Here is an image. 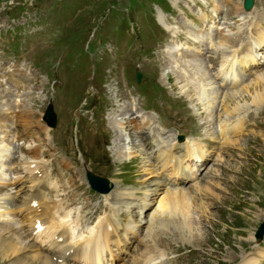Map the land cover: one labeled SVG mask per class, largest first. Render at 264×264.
Segmentation results:
<instances>
[{
	"label": "rangeland",
	"instance_id": "obj_1",
	"mask_svg": "<svg viewBox=\"0 0 264 264\" xmlns=\"http://www.w3.org/2000/svg\"><path fill=\"white\" fill-rule=\"evenodd\" d=\"M87 1L88 0H75V2H79V6L76 12L77 14H80V11L88 6ZM3 6H5V0H0V7ZM89 11L90 10L83 12L84 19H88L90 15ZM25 16L28 22H31L34 18H36L33 12H28ZM0 17V20L2 21V34L0 37V44L4 45L3 50H5V46H8L18 53L17 57H25L28 62L33 64L34 67H39L36 68L37 71H39V74L36 75V79H31L29 81V84H32L35 87V89H33V91L35 92L32 94V100L34 102L35 109L42 107V98L39 99V96L42 95L40 94L41 89L43 90V92L48 91L54 95L55 104L59 103L62 100V95L66 88L64 85H61V78H63L64 80L68 78H78L83 82L87 92L93 95L94 100L100 104H105L107 103V101H110L112 99L114 92L109 91L108 88L105 87V81L103 78L98 79L95 75H93V78L88 83V81L85 82V80H83V77L90 78L91 74L89 72L83 73L81 71H78L80 74L79 76H77V71H68L66 74L62 75H56L54 69H52L51 72L47 71L38 59V57L40 56L38 48V37H42V35L40 33H23L20 30L19 35L11 36L10 34V36L6 35L5 37V34H8L10 32L12 23L10 19H7V17ZM18 20L22 21V18L19 17ZM18 20H16L18 23H15L14 25L19 24ZM58 21H60V19ZM75 24L76 23L72 24L71 22H65L64 26L67 28L66 33H74L76 29V26H74ZM6 27L8 28V31H6V33L4 34L3 29ZM52 30L59 31V34L62 35L63 28L61 25L59 28L51 26L50 34H52ZM107 30L108 27L103 28L104 32H107ZM100 37L102 39H105V41H108L106 37L102 35H100ZM84 40L82 42V45L85 44ZM155 42L156 40L149 35L145 38L140 48L145 49L147 47L154 46ZM50 46L53 47V40L51 37ZM60 47L61 48L58 51L60 54L58 68L64 69L70 65V61L67 56V45L61 44ZM92 52L93 46H91L88 50V53L91 54ZM41 56L43 60L46 59L45 54L42 53ZM38 62L39 64H36ZM125 63L128 68V73L132 70L135 63H138L140 65V68L146 73H150L155 67H158L160 72L159 80L163 82L164 63L159 56V52L155 55L154 58L151 59H149V56L147 54L134 53L131 55L130 59H126ZM103 65L107 64L103 63L102 67ZM170 69L171 68H168L167 70ZM98 71L99 70H97V72ZM44 73H47L48 75L49 73H52L51 79L54 78L56 80V82L52 86V90L50 89V83L45 82L44 84H40V81H42L43 79L42 76ZM166 76L171 77V80L166 83V86H168L170 82L172 83L171 91H168L169 93H171L169 98L173 101L172 105L164 104L163 106H159L158 104H160V97L149 98L145 95H139L138 105L149 111H154V116L168 132H173L174 134L190 133L189 135H193L196 124L188 123L189 118L192 115L185 105V99L180 96V93H178L181 92L186 97H189V90L187 87L183 86L181 82L176 80L177 75L175 72H173V74H167ZM128 78L129 76L126 75L127 83L131 82V80H129ZM122 92L123 95H126L128 91L126 89H122ZM174 112H178L179 115L185 116L186 118L177 120L172 115ZM63 120L64 119L60 121V124L66 125V122L62 123ZM192 123H194L193 119ZM59 130H61V127L59 128ZM70 130L71 135L64 137L68 145H74L75 139L79 140V137L84 142V144L90 143L91 140L94 139L98 149L101 152L108 153L103 145L108 142L110 132H99L93 135L92 131L82 130L80 128V135L77 134V136L74 137L72 128H70ZM230 147L232 148L230 154H223L222 162L219 163L223 165V170L220 172L222 182H219L217 183V185H215L216 181L214 180V176L217 172H219V170L215 168L208 171L206 173V176L204 177V179H211L209 186L212 191L211 196L213 199L211 200V204L209 205V213L211 214L210 218L212 220H223L224 223L229 225V227H220V225H216L217 223L212 224L211 226L208 224V241L211 245H213L212 248H214V251H212L210 257L207 256L205 258L204 264H226L227 262H225L223 259L227 255L232 256L233 254V248L229 246L230 241L234 239L241 242L243 241V239H247L244 237L245 235L243 233L235 230L236 227H240L244 233H249V229H252L257 220L262 217L260 211L261 207H264V121L263 123H261V128H252L250 131L245 130L241 134H239L234 144H232ZM150 151L152 152V148L148 150V152ZM105 170L108 171L109 167L105 168ZM113 171L114 168L112 167L109 172H106L104 174L108 176L112 174ZM75 173V185L77 186V192H74L75 195L73 203L69 207L73 212L72 214L77 213V215L79 216H85L86 218H88V220H93L94 217L96 215H99L104 208L102 204L103 197L100 194L89 192L86 186L83 187L81 185V169H78ZM130 179L131 182L137 181L134 175L131 176ZM67 191H73V184L70 185ZM92 197H96V199ZM206 201H208V199H206ZM90 210L93 211V213L89 217V214L87 212ZM211 222L213 221H210L209 223ZM230 249L231 252L227 254ZM191 258L193 260V256ZM200 264H203L202 261L200 262Z\"/></svg>",
	"mask_w": 264,
	"mask_h": 264
},
{
	"label": "bare ground",
	"instance_id": "obj_2",
	"mask_svg": "<svg viewBox=\"0 0 264 264\" xmlns=\"http://www.w3.org/2000/svg\"><path fill=\"white\" fill-rule=\"evenodd\" d=\"M238 9V8H237ZM248 13H243L240 11L237 12V18L244 21V16H246ZM262 21V20H261ZM247 28L253 29V36H256L259 32L262 33V29L260 31L256 28H259L258 23L249 24L246 25ZM255 30V31H254ZM264 34V33H263ZM262 34V35H263ZM221 36H224L221 34ZM263 36L260 38L252 37V39H248V45L243 46V53L239 56L232 58L234 56L235 49L230 50L228 53V56L222 55L221 61V67L218 70L219 80L220 82L225 81V79H228V83L230 84V92L227 94L224 93L223 97H232L230 94H241V91L249 92L248 90V84H245L244 86L238 87V78L236 77L235 72L233 71V65L239 64L244 65L245 62L249 59V51L251 46L257 45L259 46L263 42ZM255 40V41H254ZM235 41L233 39L231 42ZM252 41L251 43H249ZM232 58V59H231ZM264 58V57H262ZM231 59V60H230ZM230 60V61H229ZM227 63V69L225 68V65ZM193 75L196 77L194 78L192 75L189 76L191 79L189 83L193 86L194 94L200 98V101H198L203 107H207V100H208V92L206 91L204 87V83L208 80V73H202L194 72ZM187 77V76H186ZM188 78V77H187ZM197 79V80H196ZM196 82H193L195 81ZM258 80H264V72L259 74L256 77V80H251V83L257 82ZM258 83V82H257ZM259 84V83H258ZM260 85V84H259ZM256 85L254 83L250 86V103L257 108L260 105L264 104V85ZM213 96L215 94L213 93ZM235 106H226L225 108V115L223 120L217 121L216 125H220L222 127V122H225L228 117H235L242 114V109L244 108V104H239L237 100H234ZM207 109V108H205ZM26 112L22 111V115L24 118L21 120L22 126H27L28 122L30 121L26 117ZM20 116V117H21ZM17 119V118H15ZM2 121V127L5 129L7 126L6 120ZM240 121H238L239 123ZM225 127H227V124H225ZM220 128L218 127V130ZM226 140V138H225ZM177 147L176 149H179V147H183V149L186 151V157L191 160L192 158L197 162L200 158V152H198V147L196 144L192 141L190 137H187L184 139V141L180 144L174 143L173 147ZM6 147L1 146L0 147V158L5 156ZM165 150H162L161 153H165ZM25 153L28 155V159L24 161V164L22 166V169L24 170V173L26 174L25 182L28 183V188L21 193V191L18 194H11L9 191H7L5 188L9 187V189L15 188L16 186L20 185V182L18 178H14L12 181L9 179H6V176L8 175V167L6 169H2L0 167V194L3 196H6L8 199L2 201V207L3 209L0 210V218L4 217L5 214H13L15 217L18 218L20 222L25 221L29 226L30 230L34 229L33 224L36 220L39 221L40 224L43 225V229L40 232H36L35 238H39L41 241L48 240L50 243H52V237L53 236H61V244L60 246H68L72 248L74 257L78 260H86L90 264H97V257L102 252V250L106 247L107 241H108V235H111L112 233H115L116 226L114 225L112 219L108 215H103L102 217H98L92 226L88 227L87 233L84 236L77 237L75 235V232L78 228V223L76 217L69 218V210L63 209L62 207V201L61 199L56 200L57 203L52 202L49 203L46 199V195H49L52 192L51 189L54 188L55 184H53L51 181L47 180V177L44 176V178H39V182L43 184H47L48 191L41 190V188H44L43 185L38 186L37 185V178L33 171L35 169L39 168V165L34 161L36 156L38 155V152L35 153V150L33 148H25ZM169 158V155H165V159ZM166 161V160H164ZM32 164V165H31ZM173 165V163L171 164ZM186 166V165H184ZM152 172H150L149 175H151ZM157 185H161L160 183L156 182ZM56 192V191H55ZM21 193V194H20ZM36 199V200H34ZM187 197L185 195L182 196H175L171 191H166V197L164 198L163 202L159 203L158 210H156L155 213H152L150 217L145 221L148 222V231L151 236H155L154 242L146 245L145 241L141 242L142 246L144 248L140 253L136 255V257L133 259V261L130 262V264H147L149 260H151L152 255H159L158 249L156 247L157 242L158 243H166L167 239L161 235V233L165 234H176V233H182L183 235L185 233H188L193 228V222L191 218L188 215V209L189 203L186 205ZM30 201L34 202V205L30 204ZM188 201V200H187ZM108 206L109 203H106ZM61 205V206H60ZM159 208H164L167 210V213L163 216V218L160 217L161 213ZM170 220L167 221L171 224H173L172 227L167 226L166 223H162L161 225L159 222L161 220ZM63 221V222H61ZM65 222V223H64ZM60 225L61 228H60ZM2 227L10 231L9 235L6 237L7 244L3 242L0 239V246L3 257H8L10 254L14 253V251L18 250L16 241H15V234L16 229L15 227L5 221L2 223ZM60 228V229H59ZM164 229H167L165 231ZM69 242V244H68ZM5 249V250H4ZM22 256L16 257L17 262L23 261ZM159 258V256L157 257ZM240 260L244 261V264H250L252 261L250 259L249 255L242 254L240 255ZM38 264H47L44 263H38ZM87 264V263H83ZM157 264H163V263H157Z\"/></svg>",
	"mask_w": 264,
	"mask_h": 264
}]
</instances>
